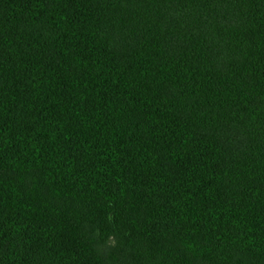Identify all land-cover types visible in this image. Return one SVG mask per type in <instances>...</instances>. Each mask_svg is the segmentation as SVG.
<instances>
[{
	"label": "trees",
	"instance_id": "16d2710c",
	"mask_svg": "<svg viewBox=\"0 0 264 264\" xmlns=\"http://www.w3.org/2000/svg\"><path fill=\"white\" fill-rule=\"evenodd\" d=\"M0 264H264V0H0Z\"/></svg>",
	"mask_w": 264,
	"mask_h": 264
}]
</instances>
